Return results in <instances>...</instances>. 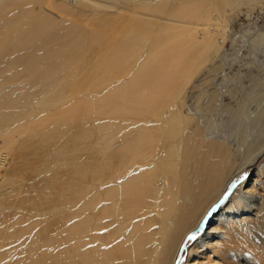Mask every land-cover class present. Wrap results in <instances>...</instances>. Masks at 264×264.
<instances>
[{
  "label": "bare ground",
  "instance_id": "bare-ground-1",
  "mask_svg": "<svg viewBox=\"0 0 264 264\" xmlns=\"http://www.w3.org/2000/svg\"><path fill=\"white\" fill-rule=\"evenodd\" d=\"M239 15L264 0H0V264H264V162L225 193L264 157Z\"/></svg>",
  "mask_w": 264,
  "mask_h": 264
},
{
  "label": "rangeland",
  "instance_id": "rangeland-1",
  "mask_svg": "<svg viewBox=\"0 0 264 264\" xmlns=\"http://www.w3.org/2000/svg\"><path fill=\"white\" fill-rule=\"evenodd\" d=\"M254 18L255 17H252L251 19ZM256 19L253 21H248L244 16L239 15V17L232 22L233 25L232 40L227 43L226 52L224 51V54H226L228 57L227 58L228 66L227 69L225 70L227 77L234 78L236 80L237 79L243 80L244 82L247 83V85L249 84L248 81L253 78L261 77L264 79V45L256 47L254 50L251 51V48H249L246 42L248 41V36H251L256 32L264 33V16L260 18L256 17ZM245 32L247 33V40L246 39L241 40L240 37ZM190 102L192 103L190 108H192L194 106L193 98L190 100ZM227 103L230 104V101H228ZM217 120L218 122H220L221 126L224 127L225 131L228 132L230 130V128L228 127L232 125V121H233L230 113H226V114L223 113V115L218 116ZM251 139L253 138L251 137ZM263 162H264V157L257 161L253 160L248 164L247 167H245V169H243L239 174H237L236 177L232 179V181L229 183V185L226 188L225 193H228L227 197L229 195V192H231L234 183H236L239 180H243L245 177L249 175H253L257 170V167ZM226 198L222 202L223 204L228 199ZM222 203H220L219 208L223 206ZM186 250L187 248L183 251L179 264H184V258L186 257V253H187ZM206 261L207 260L204 257H201L199 261H197L195 264H205ZM209 264H214V263H209Z\"/></svg>",
  "mask_w": 264,
  "mask_h": 264
}]
</instances>
